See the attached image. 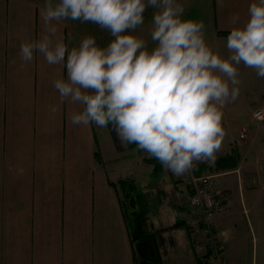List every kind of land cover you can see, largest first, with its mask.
<instances>
[{
  "label": "crops",
  "instance_id": "0c3cea01",
  "mask_svg": "<svg viewBox=\"0 0 264 264\" xmlns=\"http://www.w3.org/2000/svg\"><path fill=\"white\" fill-rule=\"evenodd\" d=\"M177 2L187 11L199 0ZM253 2L210 0L204 38L222 58L230 55L225 33L243 27ZM44 5L0 0V264H264V120L252 117L257 109L264 112V78L237 66L239 92L222 110L221 146L212 160L195 162L196 173L216 175L224 196L210 229L214 241L204 231L201 210L189 202L182 174L161 163L154 167L135 144L118 140V150L111 125H73L70 116L82 106L60 103L53 86L55 79H67L66 67L48 65L39 53L31 62L21 60V43L45 34ZM155 11L146 10L135 33L149 49L155 46ZM53 23L67 45L71 30L69 49L86 37L65 20ZM105 35L94 36L101 47L114 39L107 30ZM230 154L233 168L215 167L217 157ZM151 187L171 194L152 220L137 208ZM128 212L131 220L143 216L140 229L133 220L130 225Z\"/></svg>",
  "mask_w": 264,
  "mask_h": 264
},
{
  "label": "clouds",
  "instance_id": "9594fccd",
  "mask_svg": "<svg viewBox=\"0 0 264 264\" xmlns=\"http://www.w3.org/2000/svg\"><path fill=\"white\" fill-rule=\"evenodd\" d=\"M148 8L156 9L151 49L135 34ZM183 13L177 0H45V34L22 42L19 56L27 63L39 53L48 65L66 67L67 79L53 86L60 103L82 106L70 116L73 125H111L122 145L135 144L182 174L219 150L222 110L239 92L237 66L264 78V0L251 3L247 22L229 32L226 59L206 43L203 22ZM63 20L96 24L114 39L101 47L88 35L69 49L53 23Z\"/></svg>",
  "mask_w": 264,
  "mask_h": 264
},
{
  "label": "built area",
  "instance_id": "2783aa9c",
  "mask_svg": "<svg viewBox=\"0 0 264 264\" xmlns=\"http://www.w3.org/2000/svg\"><path fill=\"white\" fill-rule=\"evenodd\" d=\"M252 117L256 121L264 120V113L261 109L253 112ZM196 163L186 172L182 173L185 185L188 188L189 202L192 206L201 210L204 216V223L206 233L210 234L212 240L215 241L217 235L212 233L210 229L213 228V220L215 216L221 211L224 196L222 191L218 188L216 182V175L213 173H196ZM214 251L219 252L221 245L215 244Z\"/></svg>",
  "mask_w": 264,
  "mask_h": 264
},
{
  "label": "rangeland",
  "instance_id": "374dc122",
  "mask_svg": "<svg viewBox=\"0 0 264 264\" xmlns=\"http://www.w3.org/2000/svg\"><path fill=\"white\" fill-rule=\"evenodd\" d=\"M209 2L210 0H199V2L197 3V7L192 8L191 10L187 9V11H184V14L181 18L185 20H194V21L206 23L209 13L208 10ZM65 21L68 23L69 27L72 28V30H74V32H76L80 36L92 35L99 38H101L102 36H106L105 35L106 30L101 29L96 24L77 23V21H72V20H65ZM67 36H68V46H70L69 42L72 41L70 38L74 37V35H72L71 30H68ZM246 95L248 96L249 99L252 100L251 93H246ZM240 141H244V139L240 138ZM140 189L144 191L143 188ZM147 191L148 194H145L146 193L145 191L142 194V196L138 198L137 208L144 210L148 218H151L152 220V216H154L155 213L161 211V205H162L161 202H163V204H166L170 200L171 194L170 192L165 190L160 191L159 187L158 188L151 187L147 189ZM142 201H145L146 204L143 205L141 203ZM128 222H130L131 226L133 225L129 212H128Z\"/></svg>",
  "mask_w": 264,
  "mask_h": 264
},
{
  "label": "trees",
  "instance_id": "16d2710c",
  "mask_svg": "<svg viewBox=\"0 0 264 264\" xmlns=\"http://www.w3.org/2000/svg\"><path fill=\"white\" fill-rule=\"evenodd\" d=\"M77 23H81L80 21H77ZM90 23V22H89ZM225 34H229V33H225ZM112 136H113V140H114V143H115V146L116 148L119 150L120 149V146L118 144V139L116 137V134L115 132L112 130ZM96 159L99 161V156L96 155ZM234 159V155L230 154L229 156H221V157H217L215 160H214V164H215V167H219V165H222L223 168H233L235 165H236V161H232ZM149 162H153L155 163L154 167L158 168L159 165H160V161H158L156 158L152 157L151 159L148 160ZM201 168H207L206 165H202ZM203 170V169H202ZM201 170V171H202ZM121 182H126L128 186H131L132 184L128 181H121ZM132 215V213H131ZM142 218L143 216L140 215L139 213H136L134 217H132V220L135 222V225H134V228L135 229H140L141 226H142ZM141 264H149L148 262L146 261H142Z\"/></svg>",
  "mask_w": 264,
  "mask_h": 264
}]
</instances>
